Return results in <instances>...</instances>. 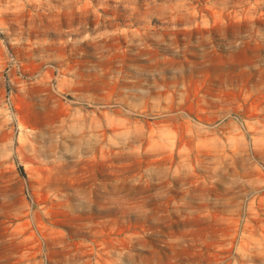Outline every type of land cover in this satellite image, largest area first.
Returning <instances> with one entry per match:
<instances>
[{
  "label": "rangeland",
  "instance_id": "rangeland-1",
  "mask_svg": "<svg viewBox=\"0 0 264 264\" xmlns=\"http://www.w3.org/2000/svg\"><path fill=\"white\" fill-rule=\"evenodd\" d=\"M0 264H264V0H0Z\"/></svg>",
  "mask_w": 264,
  "mask_h": 264
}]
</instances>
